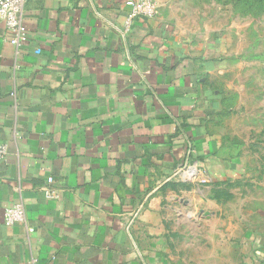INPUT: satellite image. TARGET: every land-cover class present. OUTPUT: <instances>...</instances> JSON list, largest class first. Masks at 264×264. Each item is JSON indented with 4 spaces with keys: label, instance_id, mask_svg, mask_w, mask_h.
<instances>
[{
    "label": "crops",
    "instance_id": "obj_1",
    "mask_svg": "<svg viewBox=\"0 0 264 264\" xmlns=\"http://www.w3.org/2000/svg\"><path fill=\"white\" fill-rule=\"evenodd\" d=\"M126 1L26 0L16 46L0 21V264H264V164L232 146L222 56L161 7L126 32Z\"/></svg>",
    "mask_w": 264,
    "mask_h": 264
},
{
    "label": "rangeland",
    "instance_id": "obj_2",
    "mask_svg": "<svg viewBox=\"0 0 264 264\" xmlns=\"http://www.w3.org/2000/svg\"><path fill=\"white\" fill-rule=\"evenodd\" d=\"M183 38L215 43L222 56L223 117L232 145L264 164V0H152ZM253 165V164H252Z\"/></svg>",
    "mask_w": 264,
    "mask_h": 264
},
{
    "label": "built area",
    "instance_id": "obj_3",
    "mask_svg": "<svg viewBox=\"0 0 264 264\" xmlns=\"http://www.w3.org/2000/svg\"><path fill=\"white\" fill-rule=\"evenodd\" d=\"M26 0H0V21L5 25V29L10 33L9 44L16 46L26 36L23 25V12ZM125 6L128 14L124 21V30L128 32L136 20L149 19L157 14V7L152 0H127ZM7 155V148L0 145V162H3ZM52 182L51 178L47 183ZM47 199H52L51 191L46 190ZM25 221V212L20 204H15L5 210L4 222L8 226Z\"/></svg>",
    "mask_w": 264,
    "mask_h": 264
}]
</instances>
